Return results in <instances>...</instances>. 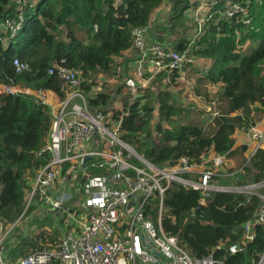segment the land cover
Masks as SVG:
<instances>
[{"label":"trees","instance_id":"16d2710c","mask_svg":"<svg viewBox=\"0 0 264 264\" xmlns=\"http://www.w3.org/2000/svg\"><path fill=\"white\" fill-rule=\"evenodd\" d=\"M163 1L34 0L25 10L23 27L15 36L0 32V85L52 90L63 98L61 79L56 70H49L64 65L79 70L85 79L83 90L91 91L93 82L89 78L113 69L115 57L131 49L133 28L149 24L152 12ZM168 1L171 15L158 27V33L164 35L158 41L178 51L190 46L196 57L209 58L211 64L199 74L197 82L220 85L215 95L223 100L224 107L211 118L209 130L190 118L197 110L177 102L168 89L142 93L132 103L125 99L122 111L111 108L112 96L106 91L89 96V105L105 107L113 118L123 112L122 139L156 165L172 164L181 156L197 162L210 149L228 157L235 151L231 149L232 134L252 126L253 105L264 103V0H234L247 5L248 23L221 15V4L212 7V15L199 34L191 30L182 33L186 30L189 0ZM15 10L13 0H0V23L15 16ZM181 28V36L168 39L166 35ZM246 43L253 46L243 53L241 47ZM14 58L28 64V69L17 71ZM162 76L166 74L159 73L155 80ZM195 91L199 93L197 88ZM51 120L50 107L34 95L0 91V219L5 224L28 216L33 209L32 205L25 208L28 178L48 160L40 152ZM245 149L242 146L239 150ZM63 173H67V166ZM248 178L251 183L264 180V149L254 152L236 183H248ZM198 199V191L172 182L163 197V206L167 207L162 216L164 230L178 235L195 257L212 253L224 264H257L264 251V225H254V236L243 251L231 254L226 246L243 239L242 224L259 210L260 198L213 191L205 205L194 209ZM157 206V198L152 199L149 207L155 222ZM35 218L30 224L37 229L52 223ZM43 235L32 239L25 231L11 236L7 254L15 258L41 248L38 240ZM220 243L224 244L218 247Z\"/></svg>","mask_w":264,"mask_h":264},{"label":"built area","instance_id":"2783aa9c","mask_svg":"<svg viewBox=\"0 0 264 264\" xmlns=\"http://www.w3.org/2000/svg\"><path fill=\"white\" fill-rule=\"evenodd\" d=\"M33 1L13 0L16 14L0 23V32L8 33L9 37L15 36L22 29L25 10ZM198 1V4L190 2L194 6L189 5L187 9L194 19L195 34L202 31L203 23L212 15V7L218 4L222 6L219 12L224 17L249 22L247 5L240 1ZM204 8L208 11L199 17ZM149 27L147 24L132 30L131 49L138 55L139 63H144L146 67L138 69L139 82L132 77L124 81L129 103L134 102L146 87L154 89L159 73L181 78L196 63L197 57L189 51L190 46L178 51L159 41L147 42ZM13 64L17 71L28 69V64L17 58H14ZM54 70L62 82L60 90L63 98L52 90L4 88L6 91L32 94L51 110L50 129L40 152L48 160L35 171L26 207L40 202L52 210L67 212L69 205L79 203L82 210L80 230L78 233H67L57 242L11 258L6 253L7 239L18 219L12 224H5L0 219V264H224L223 259L212 253L202 257L191 255L178 235L164 230L163 197L172 182L199 192L194 209L205 205L213 191L258 196L261 200L259 210L242 224L243 239L226 246L231 254L245 249L246 242L254 236V225H264V190L258 191L264 187V180L245 184L238 182L236 185L218 183L219 177L237 178V173L242 172L244 166L236 170L225 167L228 157L215 152L209 160L198 164L195 170L188 156H181L172 164L156 165L150 162L122 139L120 125L123 112L118 118H113L112 112L105 107L90 106V95L87 96L82 88L85 79L79 70L55 65L49 73ZM190 91L194 92L193 89ZM50 93L57 96L56 104L50 101ZM260 105L264 110V103ZM218 112L211 110L212 116ZM246 130L255 143L253 151L247 156L248 162L257 149L264 148V127L254 121ZM86 156L90 158L84 162ZM66 166V174L69 175L66 183L73 191L56 194V185L58 181H63ZM188 173L193 176H187ZM156 198L155 222L151 218L149 205ZM223 244L220 243L218 247ZM263 254L264 251L257 264H262Z\"/></svg>","mask_w":264,"mask_h":264},{"label":"rangeland","instance_id":"374dc122","mask_svg":"<svg viewBox=\"0 0 264 264\" xmlns=\"http://www.w3.org/2000/svg\"><path fill=\"white\" fill-rule=\"evenodd\" d=\"M191 7L193 8V6H191ZM205 11H208L207 8H204L202 10L201 14H199V17H202L205 14ZM185 15L187 16V19L185 22V26H186L185 29L186 30L181 28V29H179V31H176L175 33H173L171 35H166L168 37V39H171V38L176 39L179 36H181L182 33H188L189 30L193 31V27H194L195 23H194V19L191 18V12L187 11V9H186ZM165 23L166 22L164 21L162 23V25H164ZM182 29H183V32L181 33ZM192 33H194V32H192ZM186 35H188V34H186ZM252 46H253V44L246 43L241 47V51L243 53H247ZM185 74H184L185 76L183 75L184 76L183 79L176 78L175 75H172L171 77H168V76L159 77V80H158L159 82L155 86L154 89H151V86H149V87H146V90L144 89V91L142 93L149 94L152 91H157V90H161V89L170 90L173 93L174 98L177 102L182 103L183 106H185L189 109L192 108V109L197 110L198 113H196V114L192 113L190 115L191 116L190 118H192V120H194V121H197L198 124L206 127V129L209 130L211 120H212L211 118L213 117L210 114V110H218L219 111L221 108L224 107L223 100L218 98L217 95H214V92L217 93V91H218V86H212L209 91L208 90L205 91L204 87L202 85H200V84L197 85V83H196L197 76H196L195 70L190 68V70L186 71ZM112 76H115L117 78L116 81L111 79ZM133 76H134V72L131 70L130 66H126L125 60L122 58V56L116 57L115 62L113 64V69L109 73H107L106 76L105 75L100 76L97 73V74L92 75V77L89 78V80L91 82H93V85H92L90 92H93V94L100 92V91L101 92H104V91L109 92L111 94V96L113 97L110 100L111 105H113L115 108H120L123 104L122 98L125 96L123 91H125V93L127 92V89L124 88V81L130 77L133 78ZM193 82L195 84H193ZM192 87H193V89L196 87L199 90V93H201L203 95V98H201V99L205 101L206 105L198 106L197 101H195V99L193 97L188 96V95H191V93L189 94V92L192 89ZM0 91H5V88L1 87ZM195 93H197V92L195 91ZM86 94L88 96V93H86ZM205 94H207V96H205ZM156 113L157 112L155 110L154 111V120H157ZM228 158H230V160H233L234 163L233 164L232 163L227 164V162H226L227 165L225 164V167H228L229 164H232V166H234L233 169H237V168L239 169L240 167H243L247 164V157L244 158L241 150H235L230 156H228ZM242 172L237 173V175H236L237 178L239 175L242 174ZM34 175H35V172H34V174H30L29 178H28L29 190H27V192H26V201H27L29 192L31 190L30 185H31V180L34 177ZM68 176H69L68 174L63 173L62 179H65V181L68 182ZM237 178H235V177H227V178L226 177H222V178L219 177L218 183L225 184V185L226 184L227 185H236L237 184L236 183ZM251 182L252 181L249 179L248 183H251ZM76 188H77V186L74 188V190H76ZM262 190H264V187H260L258 189V191H262ZM79 199H81V198H79ZM29 205H31V204H29ZM79 206H80L79 203H76L75 206L69 205L67 212L63 211L64 217H67V215H69L68 216L69 219H68V221H66L64 219L63 224L62 225L59 224L60 225L58 227L59 229L64 228L65 225L67 228L70 223L74 222L71 220L72 215L79 217L80 213H82V210L79 208ZM25 208H27L26 205H25ZM165 209H167L166 206H165ZM30 219H31V213L28 216L23 217L22 219H18L15 227L11 231L12 233L8 236V239L11 236L15 237V235H17L19 233L24 234L25 231L33 239L37 235L36 234L37 230L34 228L35 225L30 224ZM44 219L46 220L47 223L52 222L51 225H46L49 227V229L54 228V229H52V231L46 229V232H48L47 236L50 239H53L55 242H57L56 241V240H58L57 236L60 232L57 229V227L53 226L55 223L53 221L56 219V215L54 213H48V215H46ZM67 222H68V224H67ZM51 243H54V242L47 240L46 243L44 244V246H47ZM6 253H8L7 250H6ZM10 257H12V256H10Z\"/></svg>","mask_w":264,"mask_h":264},{"label":"crops","instance_id":"0c3cea01","mask_svg":"<svg viewBox=\"0 0 264 264\" xmlns=\"http://www.w3.org/2000/svg\"><path fill=\"white\" fill-rule=\"evenodd\" d=\"M190 2L191 3L193 2V4H198L199 3L198 0H189V3ZM170 14H171V5H170L168 0H164L162 2V4L159 7H157L151 14L150 21H149L150 27H149V30L147 31V42L158 41L159 36L163 35V34H159L158 33L159 32L158 27L161 26L164 21L166 22V20L170 17ZM192 32L193 31H191V33ZM192 34H194V33H192ZM120 56H122V58L125 60L126 66H130L131 70L134 72L133 78L137 82H139L141 80V78L139 77L138 69L140 67H146V65L144 63H142V64L139 63L137 54L130 48L124 50ZM120 56H117V57H120ZM115 59H116V57H115ZM210 64H211V60L209 58L197 57L195 66H193V68H192L193 70L196 71L197 78L200 75H202L200 73H202L204 70L209 68ZM144 71H147V70L144 69ZM98 74L100 76H102V75L106 76V74H104V73H98ZM184 76L182 78H179V79H183ZM197 78H196L197 85L198 84L202 85L204 87L205 91H207V90L209 91L212 86H220V85H211V84H204V83H201V82H197ZM111 79L116 81L117 78L115 76H112ZM155 82L158 83L159 81L155 80ZM193 84H195V83L193 82ZM1 87H4V85H0V88ZM195 88L193 89V87H192L194 92L192 93L190 91L189 94L191 93V95H188V96L189 97H193L195 99V101H197V105L198 106L206 105L205 101L201 99V98H203V95L201 93H198V92L195 93ZM87 93L90 96L93 95V92L89 91ZM123 93L125 94V96L122 98V101H124L126 99V95H127V92L125 93V91H123ZM215 93L216 92H214V95H215ZM205 96H207V94H205ZM49 99H50V101L53 104L57 103V96L55 94L50 93L49 94ZM253 106L254 107H253V110L251 112L253 120L256 123H258L259 126L264 127V110H263V108L261 107V105L259 103H255ZM111 108L114 111L115 110H121L122 111L123 104H122V106L120 108H115L113 105H111ZM211 115H212V113H211ZM232 136L234 138V144H233L232 150H239L242 146H244L246 149L243 150L242 153H243L244 158L247 157L253 151V148L255 146V143L250 138V136L248 134V131L244 130V129H236L234 131V133L232 134ZM212 153H214V150L210 149L204 155L205 157L201 156L202 158H200L199 161L192 162V169L195 170V168L198 166V164H202L206 160H209L211 158ZM230 158H227V161H226L227 164L228 163H232V164L234 163V161L230 160ZM232 164H229L228 167L233 169L234 166H232ZM234 170H236V169H234ZM188 176H193V175H192V173H188ZM62 180L63 181H58V183L56 185V192L55 193L56 194H59V193L62 194V193H70L71 191H73V189L69 186V184L66 183L65 179H62ZM74 194L76 195V191L75 190H74ZM32 206H33L32 207L33 209L31 211V218L36 217L35 219H38V220L39 219H43V218H45L46 215H48L47 212L54 213L56 215V219L53 221V222H55L53 226L57 227V229L60 232L58 234V236H57L58 240L61 237H64L69 232H71V233H78L79 232L80 225H81V219H82V217H80V215H79V217L72 216L71 220L74 221V222L70 223L67 228H66V225H65L64 228L59 229L58 227L63 224L64 219L66 221H68V219H69L68 216L69 215H67V217H64L63 210H52V209L48 208L47 206H45L44 204H41L40 202H35V203L32 204ZM67 224H68V222H67ZM34 228L37 230L36 234H40V233L44 234L43 237L38 240V244H40L42 247H44V244L46 243L47 240L55 242L53 239H50L47 236L48 232H46V229L52 231V229H54V228L49 229V227L46 226V225L41 227V228H39V229H37L36 227H34ZM58 240H56V241H58Z\"/></svg>","mask_w":264,"mask_h":264},{"label":"water","instance_id":"95a60500","mask_svg":"<svg viewBox=\"0 0 264 264\" xmlns=\"http://www.w3.org/2000/svg\"><path fill=\"white\" fill-rule=\"evenodd\" d=\"M89 158H90L89 156H86V157L84 158L83 161L85 162V161H87ZM263 262H264V254H263L262 258H261V263H263Z\"/></svg>","mask_w":264,"mask_h":264}]
</instances>
